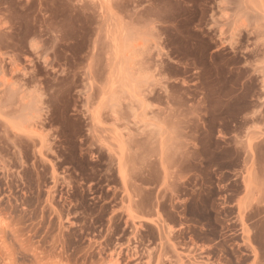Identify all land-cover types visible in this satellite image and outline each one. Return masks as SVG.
<instances>
[{"label": "rangeland", "instance_id": "rangeland-1", "mask_svg": "<svg viewBox=\"0 0 264 264\" xmlns=\"http://www.w3.org/2000/svg\"><path fill=\"white\" fill-rule=\"evenodd\" d=\"M253 116L264 0H0V264H264Z\"/></svg>", "mask_w": 264, "mask_h": 264}, {"label": "crops", "instance_id": "crops-1", "mask_svg": "<svg viewBox=\"0 0 264 264\" xmlns=\"http://www.w3.org/2000/svg\"><path fill=\"white\" fill-rule=\"evenodd\" d=\"M254 122L262 130L264 129V121L258 120V118L253 116L252 123ZM241 153V168L238 176L241 192L233 201L232 206L236 207L237 202H239L246 209L256 205L262 210L261 216L254 220L247 219L245 221L250 232L249 240L260 256L264 251L258 243L259 238L262 237L264 239V223H261L264 221V145L252 146L251 151L242 148ZM237 235L240 238L239 244L243 246L245 241L244 230L240 226L237 228Z\"/></svg>", "mask_w": 264, "mask_h": 264}]
</instances>
